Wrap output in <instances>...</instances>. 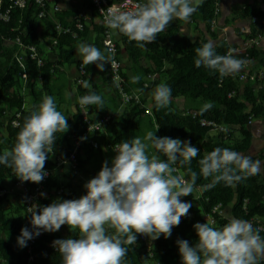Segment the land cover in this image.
<instances>
[{
  "label": "trees",
  "instance_id": "trees-1",
  "mask_svg": "<svg viewBox=\"0 0 264 264\" xmlns=\"http://www.w3.org/2000/svg\"><path fill=\"white\" fill-rule=\"evenodd\" d=\"M88 2L92 13L98 15L93 3L90 0ZM11 4H13V0H0V10L6 11ZM42 10L43 7L33 2L27 8L15 7L11 9L8 21L0 20V118L3 117L6 120L5 125L0 121V124L5 128V134L0 130V154H3L5 149H11L14 146L25 117L30 115L34 109L24 107L26 103L25 92L28 91L40 103L44 91H48V96L52 97L55 91L53 82L58 77L57 73L59 72L58 65L69 61L68 59L74 56V48L86 35V27L83 31H78L77 37H74L72 33H63L56 29L55 24L59 21L64 28L71 27L73 31L76 30L75 19L68 21L69 15H73L71 12H51L49 7H46L44 8L46 16L40 17ZM214 10L215 0H202L200 6L190 17L201 19L211 37L191 38L189 36H179L180 26L185 21L178 19L170 22L169 26L157 35L155 42L146 44L144 47H139L135 41L130 42L126 36L120 33L122 47L128 54L130 67L134 73L133 77H140L138 82L133 83L124 66L123 75L126 91L129 93L143 92L147 75L149 73H159L163 69L165 73L162 75L165 76L162 78V83H166L171 89L170 103L164 108L157 109L155 101L151 97L150 108L153 113L152 116H149L151 125L155 126L156 130L159 128L157 133L160 137L167 136L188 140L192 146L199 149V154L192 159L191 164L183 166L177 164L188 180L191 179L189 169L197 173L194 191L190 196L181 197L182 201L191 202L192 204L187 216L181 218V223L172 229L169 238L165 239L161 235L159 239L153 240V258L146 251L145 243L137 234L135 243L124 245L128 251L122 264H181L176 241L183 239L195 245L198 239L193 227L194 224L206 222L210 226L220 229L232 218L249 221L252 217H264V176L261 172L236 183L235 186H226L223 182H220L212 188L205 187L211 183L212 178L206 179L200 175L199 160L217 147L228 148L246 155L253 145V133L249 126L250 116L264 118V81H262L261 86L251 80L242 85L239 74L221 77L218 72L211 71L204 66L197 67L194 63L196 58L195 49L206 42H213L216 53L221 56L227 55L231 50V46L220 39L212 30V22L216 17ZM49 15H54V19L50 18ZM241 17L250 18L252 21L247 38H259L263 33L264 9L247 5L242 9ZM43 20L48 22L47 33L44 34L38 30V26L41 25ZM103 33L104 25L100 24L99 34L102 38L97 39L96 48L107 54ZM17 36L22 37V45L13 41ZM48 36L52 37L53 46L59 51L58 60H47L43 56L44 63L39 65L37 61L26 57V46L33 44L39 47L42 40ZM54 40H57V42L54 43ZM39 50L41 52L40 47ZM119 54L121 55V48ZM247 54L249 59H258L261 56L264 58V50L256 46L248 49ZM20 57H22L21 60ZM85 67L84 82L88 81L92 72V65ZM24 73L27 74V78L22 76ZM100 75L119 98L118 92L111 81L109 64L105 65L103 72L100 71ZM38 77L42 81L41 87L37 85ZM75 84L80 97L91 93L100 95L95 89V83L92 84L91 88H86L84 83L79 84L76 78ZM238 89L241 90V93L238 92ZM231 91H237V94L230 97L229 92ZM178 97H190L198 102L199 106L194 109L186 107L178 110L174 108V100ZM147 100L148 98L142 99V105L131 103L121 113L115 115L112 109L108 111L95 105L88 106L89 108L94 107L99 116L106 113L114 115L113 121L108 125L106 132L102 134L104 149L109 155L107 159L109 164L112 156L115 155L114 150L117 144L125 141L130 142L140 136L143 126L142 118L147 114ZM208 102H211L213 106L201 113V109ZM56 106L57 110L63 114L59 105L56 104ZM193 111L198 113L199 119L204 117L215 120L220 124L238 130L242 135V139H234L232 133L228 138H225L222 132L215 131L211 127L202 126L199 119L193 117ZM17 113H21L20 125L14 127L13 121L17 118ZM85 127L82 110L79 103H77L72 128L66 133L55 134L56 143L53 153L56 150L62 151L63 158L68 157L74 148L75 138L83 134ZM100 147L95 149L89 143H86L77 155V165L75 167L69 163L59 164V161L52 158L53 154H51L45 163V170H50V176L43 183L45 197L37 200L39 206H47L57 199H78L85 195L84 184L86 182L78 185L79 191L76 195H73L71 191H66L65 187L69 189L76 186L74 180L78 177V174L85 175L91 172L98 174L101 168L96 159L99 155L101 157L97 160H100L105 152ZM249 157L254 161L257 160L255 156ZM66 168L71 170H68V174L66 172L61 174V169L65 170ZM16 180L15 172L11 168L0 164V190L15 186ZM30 183L32 185L36 184ZM60 190L63 191L59 193ZM220 202L225 208L231 206V216L228 217L225 214L215 216L216 222L211 225L207 215L211 212L212 207ZM14 208V202L11 200L10 195L0 197V235L4 233L7 236V238L0 237V264L28 263L27 257L29 254L27 249L30 240L27 242V246L21 248L20 251H15L12 241L17 240L22 227L27 226L30 230L31 215L24 214L25 205L22 204L20 198L19 204ZM64 228L71 233L66 238H78V230L73 233L67 225H64ZM108 231L112 232L113 230L109 229ZM60 235L59 230L52 233L46 232L42 237L36 239V243L32 247L38 259L33 264H62L60 253L52 250V242L61 239ZM260 235L264 237L263 232H260ZM46 253L48 256L43 257V254ZM260 264H262L261 261Z\"/></svg>",
  "mask_w": 264,
  "mask_h": 264
},
{
  "label": "clouds",
  "instance_id": "clouds-1",
  "mask_svg": "<svg viewBox=\"0 0 264 264\" xmlns=\"http://www.w3.org/2000/svg\"><path fill=\"white\" fill-rule=\"evenodd\" d=\"M201 3L202 0H146L130 11L109 8L105 25L144 47L155 42L174 19L188 21ZM76 53L84 66L95 64L101 72L112 62L110 54L91 44L80 43ZM195 53L197 67L204 66L221 77L241 71L248 63L230 54L218 55L211 41L197 47ZM139 80V76L132 78L133 83ZM84 86H89L87 81ZM152 96L156 108H164L170 103L171 89L166 83L158 84ZM78 103L81 107L102 108L104 101L91 93L80 97ZM212 106L211 102L206 103L201 113ZM69 127L54 98L43 97L25 117L14 146L0 154V164L11 168L22 183H41L47 175L45 163L53 154L55 134L66 133ZM155 133L148 132L144 141L136 137L117 144L111 163L103 162L98 174L84 184L86 194L80 198L57 199L44 207H30L32 230L27 226L21 228L18 245L26 247L29 240L42 232H56L67 225L73 233L78 230L79 236L52 242L62 264H122L128 251L124 245L135 243L137 234L151 240L161 235L169 238L192 207L181 197L191 195L197 180V173L191 169L190 180L173 175V166L191 164L199 149L188 140L157 137ZM149 148L155 150L151 158L147 154ZM199 165L200 175L212 178L207 188L220 182L235 186L261 171V161L220 147L200 159ZM193 227L198 239L195 245L183 239L176 241L181 264H260L264 260L261 229L247 220L232 218L220 229L206 222Z\"/></svg>",
  "mask_w": 264,
  "mask_h": 264
},
{
  "label": "crops",
  "instance_id": "crops-1",
  "mask_svg": "<svg viewBox=\"0 0 264 264\" xmlns=\"http://www.w3.org/2000/svg\"><path fill=\"white\" fill-rule=\"evenodd\" d=\"M56 4H58L61 7V11H67L71 12L73 15H69L68 21H73L76 16H78L80 13H84L86 18L85 20V27H86V35L83 37L81 41L77 44V46L80 43L85 44H91L96 47V41L98 38H102L101 34H99L100 31V19L99 16L96 14H93L92 11L89 9V2L88 0H56ZM247 5H253L256 7H259L261 9H264V0H221V12L220 15L217 17V22L214 28H212L213 32L217 34V36L224 40L228 45L231 46L230 55H233L235 58L238 59H244L248 61V63L243 67V69L237 74L241 73L243 70H248V72L253 68L252 66L256 65H264L263 56H261L258 59H248L247 50L245 47V42L247 39V35H249V29L251 27V19L250 18H244L241 17L242 9L245 8ZM51 12L52 9H51ZM75 13V14H74ZM53 14V13H51ZM50 18H53L54 15H49ZM54 19V18H53ZM254 21V20H253ZM195 23V34L194 36H191L190 29L192 24ZM48 22L46 20L42 21L41 25L38 26L39 32L44 34L47 28ZM114 36L119 40L120 48H121V60L123 62V65L126 68L127 75L131 78H133V71L130 67V62L128 58V54L125 51V49L122 47L121 42V35L118 32V30H113ZM179 36H189L191 38H198V37H211L210 34L207 33L205 29V25L203 21L199 18H189L188 21H185L180 26V32ZM259 42L256 44V47L259 49L264 50V27H263V33L259 36ZM74 48V56L68 59L69 61L63 62L61 65H58L59 72L57 73V76L55 78V81L53 82L55 87V91L53 94L54 102L59 105V107L62 109L63 115L67 117L68 124L70 125L69 130L72 128L73 123V115L76 112V105L78 103V100L80 98L77 86L75 84L76 78L78 76V68L80 63H82V59L79 55L76 53V48ZM40 49L42 52V55L45 59L55 61L58 60V54L59 51L56 50V48L53 46V39L52 37L48 36L45 37L41 44ZM251 49V48H249ZM104 53V52H103ZM263 61V62H262ZM147 64V62L145 61ZM163 69L157 72V74H163ZM165 73V72H164ZM258 73V72H253ZM234 75V74H230ZM38 82L37 85L41 87L42 81L41 78H37ZM146 81V80H145ZM247 82V81H245ZM241 81V83H245ZM88 88L92 87V84H96L97 91L99 92L100 96L102 97L104 103L103 107L104 109H107L108 111H114L115 114L121 113L122 108L124 110L125 107L120 106V99L116 95V93L113 91V89L108 86L102 79L100 75V70L97 69L95 64H92V72L90 74V77L87 81ZM156 83V81H155ZM152 86L151 92L154 91L156 84ZM85 87V86H84ZM26 93V100H25V108L31 109L35 108L40 104V102H37L35 98L27 91ZM48 96V91H44L42 95L43 97ZM151 97H153L151 95ZM151 97L148 98L147 106H151ZM180 97L174 100V103L176 100H178ZM42 101V100H41ZM97 107V105H95ZM90 112L94 118H96L98 115V112L94 110V107H90ZM118 109V110H117ZM120 111V112H119ZM252 124H249L250 129L253 133V145L252 148L246 153L247 156H255L257 160L261 161V173L264 176V122H258L255 120ZM0 121L6 123V120L1 117ZM256 129H259V131H262L263 133L255 132ZM0 130L3 134H5V128L0 124ZM100 135H97L96 137H99ZM258 137H262L261 139H257L258 147L255 146V140ZM101 143V141H100ZM104 145V144H103ZM101 146V145H100ZM260 153H257V151H260ZM62 151L56 150L52 158L59 161L60 158H62ZM162 157V156H161ZM14 199L17 201L14 202ZM11 200L14 202L15 208L19 204V198L18 197H12ZM16 204V205H15ZM14 208V209H15ZM13 209V210H14ZM231 206L227 207L225 210V215L230 217L231 216ZM0 237H4V233H1ZM9 240V239H8ZM13 245H18L17 240L12 241ZM15 247V246H14Z\"/></svg>",
  "mask_w": 264,
  "mask_h": 264
},
{
  "label": "built area",
  "instance_id": "built-area-1",
  "mask_svg": "<svg viewBox=\"0 0 264 264\" xmlns=\"http://www.w3.org/2000/svg\"><path fill=\"white\" fill-rule=\"evenodd\" d=\"M93 3V6L98 11V16L100 19L101 24L104 25V46L106 48L107 54H110L112 57V62L109 64V69L111 73V81L113 83V87L116 88L117 94L120 98V106L126 107L127 105L134 103L142 105V99L149 98L152 95L151 92V86L152 81L155 79V74L149 73L147 75L146 81L144 82L145 90L140 93H129L125 89V77L123 75V62L120 58V44L117 40V38L114 36L113 30L109 29L105 25V16L108 14L109 8H111L113 11H130L134 9V7L137 4L146 2L145 0H90ZM37 3L41 7H43V10L40 12V17L46 16V12L44 8L49 7V10L52 9L53 12H59L61 11V7L56 4V0H13V4L10 5L6 9V11L0 10V20L8 21L10 19V11L11 9L15 7L20 8H27L32 3ZM102 9V10H101ZM221 12V0H215V18L212 22V28L216 25L217 17L220 15ZM86 16L82 12L78 16L75 17V31L71 29V27H66L62 25L61 22H56V29L63 33H72L74 37L78 36V31H83L85 27V19ZM260 38V37H259ZM259 38H249L245 42L246 49L252 48L256 46L259 42ZM14 42L22 45V37L17 36L16 39L13 40ZM57 40H54V43H56ZM27 54L26 57H29L31 60L37 61L39 65H42L44 63L43 55L41 54L39 47L37 45H28L25 47ZM230 54V51L227 53V55ZM22 57L19 59L21 60ZM86 74V67L83 65V63H80L78 68V76L77 81L79 84L84 83V75ZM24 78H27V74L24 73L22 75ZM240 81H247L251 80L254 82L263 81L264 80V71L259 73H248L246 71L242 72L239 76ZM238 92L241 93V90L238 89ZM237 94V91H231L229 92V96L233 97ZM144 106V105H143ZM147 107V114L153 115L152 110L150 107ZM82 114H83V121L86 124L85 130L83 134L75 138L74 141V148L70 152L69 156L66 158H60L59 164L69 163L72 166L77 165V155L81 148L84 147L86 143H89L93 148H98L100 146V139L96 137L97 135H102L106 132L108 125L111 121L114 119L115 113H106L103 114L97 118H94L90 112L89 107H81ZM192 115L194 118H198V113L196 111L192 112ZM20 117L21 113H17V118L13 121V126L18 127L20 125ZM254 121L253 115L250 116L249 124H252ZM199 122L204 127H211L215 131H220L224 134L225 138H228L230 134L233 132V129L216 122L215 120H210L207 118H200ZM166 157H163L162 159H165ZM173 167L176 168V171L173 173V175H180L183 176L185 180H188V178L185 176V174L181 171V169L176 165ZM47 175L43 179L41 183L31 184L30 182H21L18 178L15 182V186H12L11 188H3L0 190V197L4 195H10V198L12 197H18L22 201V204L25 205V209H23L24 214H30L29 208L32 207L35 209L36 207H39V204L37 200L39 198L45 197V191L43 183L47 181V179L50 176V170L46 169ZM63 190H60L59 193H61ZM43 194V195H41ZM248 200L246 199V202ZM226 208L224 205L220 202L216 205H214L211 209V212L208 213L207 219L210 222L211 225H214L216 220L215 216L218 215H224ZM31 215V214H30ZM249 222L253 224L255 228L261 229L260 232L264 233V217L262 216H256L252 217ZM32 230V226L30 224V231ZM46 232H42L41 235L34 237L30 240V245L27 249V253L29 254L27 257V264H33L37 259V255L34 252L33 244L36 243V239L39 237H42ZM141 238V240L145 243L146 251L150 254V256L153 258L154 256V242L147 236L138 234ZM52 250L56 251V249L52 246ZM48 256V254H43V257ZM262 264H264V260L261 261ZM156 263V262H155Z\"/></svg>",
  "mask_w": 264,
  "mask_h": 264
},
{
  "label": "rangeland",
  "instance_id": "rangeland-1",
  "mask_svg": "<svg viewBox=\"0 0 264 264\" xmlns=\"http://www.w3.org/2000/svg\"><path fill=\"white\" fill-rule=\"evenodd\" d=\"M195 23H193L192 24V26H191V29H190V34H191V36H194V34H195ZM245 59V58H244ZM243 59V60H244ZM249 59V58H248ZM253 68H251V70L248 72V70H247V68H246V70H243L242 72H244V71H246V72H248V73H253V72H262V71H264V65H262V66H260V65H256V66H252ZM164 71V70H163ZM241 72V73H242ZM164 73V72H163ZM241 73H239V76H240V74ZM234 75H237V73H234ZM158 77L155 79V81H156V83H155V81H154V83L156 84V85H158V84H161L162 83V78L165 76V75H160V74H158L157 75ZM248 81V80H247ZM256 83H258V82H256ZM244 83H242V85H243ZM154 85V84H153ZM258 86H259V83H258ZM199 106V103L198 102H196V101H194L192 98H190V97H180L178 100H176V102L174 103V108H176V109H178V110H182V109H184V108H188V109H194V108H196V107H198ZM118 110V109H117ZM122 110H123V108H122ZM120 112V111H119ZM150 115H148V114H146V115H144L143 116V126H142V132H141V134H140V136H139V138L142 140V141H144V138L147 136V133L148 132H156L155 134H156V136L157 137H160L159 136V134L157 133V131H156V129H155V126H152L151 125V122H150V117H149ZM256 121H258V122H261V121H263L264 122V118H256L255 119ZM263 127H264V124H263ZM255 132H259V133H263L262 131H259V129H256V131ZM232 134H233V138L234 139H236V140H241L242 139V135H241V133L238 131V130H234L233 129V132H232ZM101 137H98L99 139H100V141H101V143H100V145H101V147L100 148H105V146L103 145L104 144V140H103V137H102V135H100ZM262 137H258V138H256V140H255V146L256 147H258V142H257V139H261ZM262 149H264V148H262ZM104 151H105V149H104ZM155 152V150L154 149H151V148H149L148 149V155H149V157L151 158V155L153 154ZM261 152V150L260 151H257V153H260ZM114 155V154H113ZM99 157H101V156H97V159L99 158ZM114 156H112V158H113ZM163 157V156H162ZM109 158V155H108V152H104L103 154H102V158L100 159V160H97L96 159V161H97V163H98V165L100 166V168L102 167V164H103V162L105 161V160H107ZM94 161V160H93ZM96 163V164H97ZM68 170L70 171L71 169L70 168H66L65 170H63V169H61V174H64L65 172H66V174H68ZM64 172V173H63ZM97 174H94V173H90V174H78V177L74 180V183H75V185L76 186H74V187H72V188H69V189H66V187H65V190L66 191H71L72 192V194L73 195H76V194H78V191H79V187H78V185H80V184H82L83 182H87L89 179H91V178H94L95 176H96ZM15 201H17L16 199H14V202ZM16 205V204H15ZM59 233L61 234L60 236H61V239H66V237L67 236H70V231L69 230H67V229H65L64 228V226H62L61 228H60V230H59ZM4 237H6L7 238V236L4 234ZM15 246V247H14ZM13 247H14V249H15V251H20V249H21V247L19 246V245H13Z\"/></svg>",
  "mask_w": 264,
  "mask_h": 264
},
{
  "label": "bare ground",
  "instance_id": "bare-ground-1",
  "mask_svg": "<svg viewBox=\"0 0 264 264\" xmlns=\"http://www.w3.org/2000/svg\"><path fill=\"white\" fill-rule=\"evenodd\" d=\"M153 74H155L156 76H155V79L158 77L157 75V73H153ZM147 78V77H146ZM155 79L152 81V86H153V83H154V81H155ZM264 81V80H263ZM245 82V81H244ZM258 83H259V86H261V84H262V81H258ZM152 86H151V90H152Z\"/></svg>",
  "mask_w": 264,
  "mask_h": 264
}]
</instances>
